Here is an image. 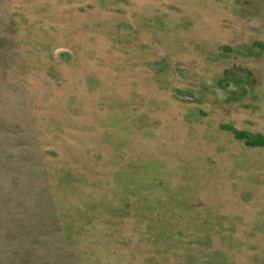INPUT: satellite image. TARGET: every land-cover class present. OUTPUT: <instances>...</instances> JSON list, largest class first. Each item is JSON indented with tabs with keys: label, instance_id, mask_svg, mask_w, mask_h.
I'll return each instance as SVG.
<instances>
[{
	"label": "rangeland",
	"instance_id": "rangeland-1",
	"mask_svg": "<svg viewBox=\"0 0 264 264\" xmlns=\"http://www.w3.org/2000/svg\"><path fill=\"white\" fill-rule=\"evenodd\" d=\"M0 264H264V0H0Z\"/></svg>",
	"mask_w": 264,
	"mask_h": 264
}]
</instances>
